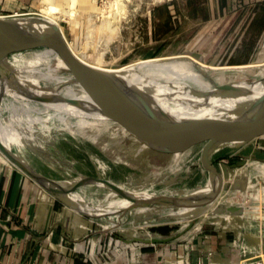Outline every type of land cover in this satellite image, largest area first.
<instances>
[{
  "label": "rangeland",
  "instance_id": "374dc122",
  "mask_svg": "<svg viewBox=\"0 0 264 264\" xmlns=\"http://www.w3.org/2000/svg\"><path fill=\"white\" fill-rule=\"evenodd\" d=\"M205 1L193 0L197 5H192L196 12L192 15L185 13L190 7L187 0L158 3L151 13L150 0H93L92 5L84 4L83 0H29L20 9L4 6L0 15L39 16L57 23L68 44L82 59L107 69L162 57L185 56L197 62L176 58L135 66L137 73L149 75L157 82L177 81L207 91L231 81L262 78L264 4L256 5L251 11L230 6L225 12L212 14L209 11L215 1L208 0V5L200 7ZM175 3L183 15L170 14L168 6ZM5 62L11 70L33 73L43 80V88L55 90L61 96L74 97L82 92L75 81L53 86L46 77L71 76L65 62L50 48L39 46L10 53ZM7 98L11 99L8 95L1 96L0 107ZM15 100L21 103L22 116L17 131L27 136L23 138L27 140L23 148L36 165L46 163L58 169L67 166L72 178L83 175L104 178L133 193L189 195L209 187L210 174L201 161L206 139L195 140L177 151H159L143 144L129 129L98 111L65 112L43 101ZM4 126L22 143L10 125ZM261 140L257 138L243 149L229 144L213 152L211 161L224 177V186L213 204L197 209L130 208L124 219L131 214L130 225L142 236L163 226L178 237L183 232L192 236L212 229L219 219L232 229L233 220L228 219L230 208L239 207L245 215L248 214L243 211L246 200L256 207L264 199V178L258 172L262 166L258 158L263 153L257 151ZM12 147L17 148L18 144ZM243 159L247 164L240 168L237 163ZM218 181L217 178L216 185ZM82 190L84 195L78 188L75 196L104 210L111 211L127 202L97 184H88ZM254 212L259 215V211ZM117 217L116 213L98 216L96 222L105 230L120 231L122 226L117 225ZM157 236H163L161 231Z\"/></svg>",
  "mask_w": 264,
  "mask_h": 264
},
{
  "label": "crops",
  "instance_id": "0c3cea01",
  "mask_svg": "<svg viewBox=\"0 0 264 264\" xmlns=\"http://www.w3.org/2000/svg\"><path fill=\"white\" fill-rule=\"evenodd\" d=\"M27 1L0 0V9L4 6L20 9ZM187 2L190 7L185 13L196 14L192 5L197 4L193 0ZM210 2L213 3V9L209 11L212 14L225 12L230 6L251 11L256 5L264 4V0ZM205 4L208 5V0L199 5ZM168 8L171 15H183L176 3ZM20 106L21 103L13 98L3 101L0 125H10L23 139L27 136L17 131L19 120H22ZM259 139L262 143L257 151L263 155L258 158L262 161L258 172L264 178V136ZM23 143H17L18 147L11 146V149L38 172L59 182L72 178L67 166L58 169L46 163L36 165L24 151ZM82 189L83 186L79 187L83 193ZM77 197L75 193H52L12 163L0 149V264H156L159 261L169 264H257L250 253L264 254V216L255 212L241 214L239 207L229 210L232 229L219 219L212 229L198 231L192 236L190 232H183L178 237L164 226L153 228V233L142 236L130 225L131 214L124 219L125 214L116 213L117 225L122 226L120 231L101 228L96 222L97 217L89 215L82 207L75 208L72 200ZM159 231L163 236H157Z\"/></svg>",
  "mask_w": 264,
  "mask_h": 264
},
{
  "label": "water",
  "instance_id": "95a60500",
  "mask_svg": "<svg viewBox=\"0 0 264 264\" xmlns=\"http://www.w3.org/2000/svg\"><path fill=\"white\" fill-rule=\"evenodd\" d=\"M47 47L57 52L68 67L74 81L82 88L88 101L79 98H67L41 89L40 91L20 89L16 85L12 70L5 62L8 54L26 49ZM172 60V59H170ZM243 81V80H242ZM245 81V80H244ZM241 83V82H239ZM244 83L254 86H264V76L257 80H246ZM0 85L2 95L26 97L32 100L63 105L69 109L98 111L104 116L117 121L129 129L143 144L159 151H177L191 145L195 140L206 139L201 153L203 167L210 174L209 187L211 193L197 195H165L142 194L134 197L129 192L109 180L99 177L77 176L67 181H56L38 172L32 165L7 146L0 137V149L9 160L26 172L34 180L44 185L52 193L71 194L81 186L97 184L112 190L123 197L128 203L125 207L104 210L92 206L84 200H72L75 208L82 207L93 217L126 213L130 208L167 207L174 209H197L214 203L224 186V177L211 157L221 146L229 144L246 146L249 142L264 136V104L261 103L262 93L251 91L245 103L239 110L229 115L181 116L172 118L158 116L144 105L137 104L127 89L119 82L111 71L95 68L82 62L70 49L62 29L58 24L41 17L27 15H0ZM198 94L209 96L208 92L194 90ZM212 94L217 98L234 96L240 93L237 81L214 86ZM210 92V93H211ZM0 96V98H1ZM1 102V99H0ZM247 160L239 162L244 166ZM219 179L217 185L216 180Z\"/></svg>",
  "mask_w": 264,
  "mask_h": 264
},
{
  "label": "bare ground",
  "instance_id": "6f19581e",
  "mask_svg": "<svg viewBox=\"0 0 264 264\" xmlns=\"http://www.w3.org/2000/svg\"><path fill=\"white\" fill-rule=\"evenodd\" d=\"M86 4H93V0H83ZM68 44V42H67ZM69 45V44H68ZM70 46V45H69ZM71 51L82 61L87 63L90 66H93L98 69L111 71L114 73L115 77L119 80V82L123 85L124 88L127 89L128 93L131 94V97L133 100L141 105L145 106L151 111H154V113L158 116H168L172 118H177L181 116H193L194 114H200V115H229L230 113H233L245 103V101L251 97L249 93L251 91H256L257 93H262L263 95L261 97V103L264 104V86H254L249 85L248 83H237V87L240 90V93L235 94L234 96H228L224 98L216 97L214 94H212L214 91V86L207 91L202 92H208L209 96H205L202 94L196 93L190 86L181 83V82H157L149 77V75H140L137 73L134 68L137 66V64L142 63H150V64H159L164 61L170 60V59H176V58H186L189 59L191 62H194L197 64V62L194 59L185 57V56H176V57H162L159 59H147L146 61L142 60L139 63L130 64L128 66H125L124 68H103L96 66L94 64H90L84 59H82L70 46ZM52 50V49H51ZM53 51V50H52ZM55 52V51H54ZM12 75L14 80H16V85L20 89H30L35 91H40L41 89H45L42 86L41 78H37L33 73H28L25 71H22L20 69H12ZM148 77L144 78V77ZM45 77V76H44ZM48 79H50V82L53 86H57L59 83H63L66 81L74 82V79L71 76L68 78L63 77H53L52 75L46 76ZM47 90V89H46ZM52 92L56 93L55 90H51ZM211 92V93H210ZM3 93V88L0 85V96ZM58 94V93H56ZM60 95V94H59ZM9 96V95H8ZM15 99H28L32 100L26 97H12ZM67 97V96H65ZM67 98H79L84 99L88 101V96H86L85 92L82 90V92L78 95H75L74 97H67ZM1 99V98H0ZM44 102V101H43ZM51 108L56 110H62L65 112H75V111H84L80 109H69L67 107H64L63 105H57L54 103H47ZM0 137L5 142V144L8 146H12L15 143H18L17 140H15L13 134L4 126V124L0 125ZM22 142H25V139L21 138ZM211 193L210 188H202L196 191L197 195H205ZM134 197L142 196V193H133ZM77 199L81 198H74V200L77 201ZM129 202L123 203L120 207H125L128 205Z\"/></svg>",
  "mask_w": 264,
  "mask_h": 264
},
{
  "label": "built area",
  "instance_id": "2783aa9c",
  "mask_svg": "<svg viewBox=\"0 0 264 264\" xmlns=\"http://www.w3.org/2000/svg\"><path fill=\"white\" fill-rule=\"evenodd\" d=\"M123 0H116V2H122ZM135 1V0H134ZM142 1V0H141ZM151 1V5L148 6L149 8V13H151L153 11V6H157L158 3H166V2H169L171 0H150ZM16 15H19V14H16ZM264 198V196H263ZM247 205V206H246ZM242 207V206H241ZM243 211L245 212H248V214H251L253 213L255 210L259 211V214L264 216V199L261 201V203L258 205V206H252L250 205L249 203V200L245 201V206L243 207ZM256 213V212H255ZM245 255H247V253H245ZM251 258H255L256 259V262L257 264H264V254H259V253H250L249 255ZM156 264H169V263H166V262H162V261H159L157 262Z\"/></svg>",
  "mask_w": 264,
  "mask_h": 264
},
{
  "label": "flooded vegetation",
  "instance_id": "af4514ba",
  "mask_svg": "<svg viewBox=\"0 0 264 264\" xmlns=\"http://www.w3.org/2000/svg\"><path fill=\"white\" fill-rule=\"evenodd\" d=\"M238 163H239V161H238ZM238 163H237V164H238Z\"/></svg>",
  "mask_w": 264,
  "mask_h": 264
}]
</instances>
